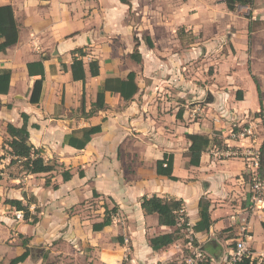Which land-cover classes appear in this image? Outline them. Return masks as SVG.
<instances>
[{"label":"crops","instance_id":"obj_1","mask_svg":"<svg viewBox=\"0 0 264 264\" xmlns=\"http://www.w3.org/2000/svg\"><path fill=\"white\" fill-rule=\"evenodd\" d=\"M0 6L12 8L18 28L17 43L0 53V69L11 74L8 94L0 96V264L24 252V239L30 256L20 264L68 254L80 256L84 264V259L122 264L126 247L117 244L108 252L101 240L117 227L130 240L129 264H189L183 249L194 246L181 239L159 252L150 248V238L173 231L141 209L142 199L152 196L183 202L189 226L185 238L194 240V248L215 252L234 243L226 257L212 252L209 264H230L241 239L254 262H264V204L257 208L249 202L248 164L212 156L218 146L214 138L218 147L233 152L250 145L259 149L264 139L259 115L264 117V95L261 111L254 84V79L261 81L257 72L264 58V0L239 5L234 12L223 0H130L128 5L118 0H0ZM76 49L85 53L84 83L73 81L70 73ZM135 50L139 63L130 58ZM90 61L98 64L96 77L90 76ZM35 62L42 65L44 81L40 102L32 105L29 95L41 76H30L27 65ZM206 67H214L212 75ZM131 71L138 87L133 99L125 102L105 92L104 109L89 114L104 80L125 79ZM22 114L29 143L46 163L56 164L54 172L30 175L18 163L10 165L6 126L21 127ZM244 123L254 127L255 143L225 145L232 127ZM95 126L101 132L83 150L64 144L66 136ZM187 135L210 140L197 167L189 165ZM164 156L172 157L176 181L156 174ZM63 171L70 173L69 181H63ZM102 197L118 212L109 227L93 232L92 225L101 220L91 222L76 206ZM201 198L210 203L212 225L208 232L195 233ZM6 200L20 201L37 223L15 220L16 208Z\"/></svg>","mask_w":264,"mask_h":264},{"label":"trees","instance_id":"obj_2","mask_svg":"<svg viewBox=\"0 0 264 264\" xmlns=\"http://www.w3.org/2000/svg\"><path fill=\"white\" fill-rule=\"evenodd\" d=\"M122 4L128 5L130 0H118ZM227 10L229 12H234L237 6H252L254 0H223ZM18 41V28L17 23L14 18L13 10L10 6H0V53H5V51L14 46ZM147 45L152 47L150 41H147ZM72 55L75 57L72 60L70 65V73L73 81L85 82V70L82 62V57L85 53L83 49H76L72 52ZM131 59L136 62H140V56L135 50L131 56ZM65 69V68H64ZM88 69L91 77H96L99 74V68L96 61H90L88 64ZM28 74L31 75H40L41 78L34 82L33 88L29 95V102L32 105H37L40 102L43 88V68L40 62H35L27 65ZM10 71L5 69H0V96L7 95L10 87ZM136 75L133 71L128 72L125 79L119 78H110L104 80L102 87L96 95V101L92 104V108L89 114H93L99 110L104 109V93L111 92L117 93L125 101H130L138 92V87L135 83ZM254 84L256 92L259 99L260 110L262 111V91L258 82L254 79ZM260 119L262 122V128L264 132V117L262 114ZM23 125L19 128L14 127L10 124L6 126V133L9 136L10 140L4 142V145H7L9 151L6 153L11 157L10 165L16 163L22 168L24 172L30 175H37L42 173H52L56 170V164L50 165L44 161L41 156L40 150L35 149L29 143V133L27 130V117L22 114ZM101 132V126L84 128L79 131H75L72 134L68 135L64 139V144L73 147L77 150H83L86 145L90 142L91 138L94 135H97ZM187 140L190 142L189 146V155L190 161L189 165L197 167L199 165L200 157L202 153L210 146V140L208 137L201 135H187ZM213 144L220 146V141L217 138L213 139ZM4 149V148H3ZM259 166L257 169L258 178L264 180V139L259 148ZM4 159V156H0V160ZM166 165L165 167L163 165ZM156 174L158 176L166 177L169 180L176 181L177 179L172 176V157L164 156L161 161L156 163ZM249 178V183H251L250 175L245 174ZM62 179L64 182L71 179V175L68 171H63L61 173ZM79 176L82 177L83 173L80 172ZM1 180V175H0ZM45 186H50V180L45 181ZM56 188V187H55ZM95 195V194H94ZM112 201V200H111ZM4 203L13 206L16 210L23 212L24 221L30 222L31 225H35L38 221L35 215L29 213L28 207H25L21 204L20 201L16 200H6ZM209 201L201 198L199 201V222H197L193 227L192 231L195 233L198 232H208L212 221L209 214ZM104 214L101 222L94 223L92 225L93 232H100L104 228L109 227L112 223L113 217L118 212V206L113 203V207L109 209L107 206H104ZM141 209L145 214L151 215L156 214L158 218L159 226H166L173 228V231L169 234H164L160 236L152 237L148 240L150 248L153 252H159L166 247L174 244L175 242L183 241L186 245L190 243L192 246H197L194 240L190 241L188 238H185L187 234L188 219L183 213V202L179 200H164L157 196H152L150 198H143L141 201ZM264 229V224L262 225ZM118 243L123 244V239L118 238ZM22 247L24 252L12 259L9 264H20L23 263L30 256V248L27 247V240L24 239L22 242ZM42 264H53L47 263L44 261ZM209 264V263H208ZM235 264H257L255 262H250L248 259H242L240 262ZM259 264H264L261 262Z\"/></svg>","mask_w":264,"mask_h":264},{"label":"rangeland","instance_id":"obj_3","mask_svg":"<svg viewBox=\"0 0 264 264\" xmlns=\"http://www.w3.org/2000/svg\"><path fill=\"white\" fill-rule=\"evenodd\" d=\"M255 29V28H254ZM133 65L135 64V62L133 60H131ZM262 69L260 71L257 72L259 78H261V81H259V86L261 88L262 94L264 95V58H263V64H262ZM204 69V68H203ZM206 71L209 70V73H211V75L213 74V70L214 67H206L205 68ZM192 107V106H191ZM245 182L248 185V191H245L246 194H249V187L250 184L249 183V178L245 175ZM107 206L109 209H111L113 207V204L105 199L104 197L100 198V199H91L87 202H83L81 203L79 206H76V210H80L82 212L85 213V218H88L91 222L93 221H99L102 220L103 218V214H104V210L103 207ZM81 214V213H80ZM125 221L121 220L119 223H117V226H123V223ZM120 237L124 240L123 246L126 247L127 252L125 253V257L123 259L122 264H129L130 262V240L128 238V234L126 235L122 230H120L118 227L116 229H113L111 232H107V234H105L101 240L105 241L108 244V252L111 250L112 246L116 247L118 243L117 239ZM126 240V241H125ZM233 242L230 243V245L227 248H223V249H219L216 250L215 252L212 251L211 249L209 250H199L198 248H188V249H183L185 252L184 257H187V260H190L189 264H208L210 262V259L212 258V252H214L217 256L219 257H226V253H227V249H231L233 248ZM122 246V245H121ZM235 250L233 249V252ZM232 252V255H233ZM232 255L229 257L231 258ZM80 256H76L75 254H68L67 257L65 259H61L57 256H54L52 258H47V256H45V262L47 263H53V264H60V259L62 260V264H84L82 261L78 260ZM44 261V258H43ZM84 262L86 264H90V261H88L87 259H84ZM92 263V262H91ZM3 264V263H1ZM8 264V263H6ZM170 264H176L175 262H172Z\"/></svg>","mask_w":264,"mask_h":264},{"label":"built area","instance_id":"obj_4","mask_svg":"<svg viewBox=\"0 0 264 264\" xmlns=\"http://www.w3.org/2000/svg\"><path fill=\"white\" fill-rule=\"evenodd\" d=\"M254 127L250 124L234 125L229 133L228 139L224 141L225 145H228L229 141L234 142H246L249 144L255 143L254 140ZM228 147V146H227ZM239 152H233L229 149H222L218 146L212 148V156L215 159L220 158H240L247 162L248 172L250 175L251 184L249 187V202L253 207L259 208L264 204V180L258 178L257 169L259 166V149H255L252 145L247 147H240ZM166 166L165 164L163 165ZM13 218L17 221L24 220V214L21 211H15ZM233 255L230 259V264L240 262L242 259H248L250 262H254V259L250 255L244 239H241L235 243ZM257 263V262H255ZM261 263V262H259ZM257 263V264H259Z\"/></svg>","mask_w":264,"mask_h":264}]
</instances>
